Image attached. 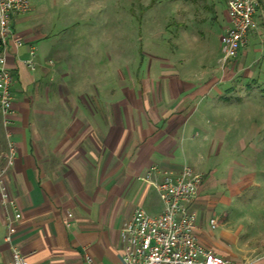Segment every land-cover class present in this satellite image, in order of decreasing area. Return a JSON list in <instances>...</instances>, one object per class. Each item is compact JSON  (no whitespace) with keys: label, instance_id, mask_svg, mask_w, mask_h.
Here are the masks:
<instances>
[{"label":"crops","instance_id":"obj_1","mask_svg":"<svg viewBox=\"0 0 264 264\" xmlns=\"http://www.w3.org/2000/svg\"><path fill=\"white\" fill-rule=\"evenodd\" d=\"M30 1L31 10L13 21L24 45L8 58L17 154L7 175L22 213L11 242L29 264H118L124 222L140 208L162 213L155 181L185 164L204 175L189 203L197 212L198 241L235 264H264V199L253 204L249 190L264 193L258 181L264 151L238 149L234 134L241 140L264 136V108L254 113L239 105L248 96H264V71L246 63L249 43L259 46L256 61L264 60V12L238 57L222 65L226 0L195 7L172 0L165 8L151 0L144 6L146 23L135 28L132 66L126 70L125 30L117 25L116 36L96 40L100 69L88 68L100 63L90 58L75 70L70 40L60 43L54 34L51 16L59 1ZM207 12H215L216 29L204 25L195 33L199 19L209 20ZM161 18L163 35L150 28ZM31 45L34 71L23 62ZM6 146L0 116V154ZM3 212L0 198V264H9Z\"/></svg>","mask_w":264,"mask_h":264},{"label":"built area","instance_id":"obj_2","mask_svg":"<svg viewBox=\"0 0 264 264\" xmlns=\"http://www.w3.org/2000/svg\"><path fill=\"white\" fill-rule=\"evenodd\" d=\"M260 0H226L229 26L221 35L222 65L233 62L247 45L249 34L258 29L256 13ZM31 10L30 0H0V116L7 140L0 154V198L4 210L5 240L11 246L9 264H29L27 255L12 244V232L22 213L10 194L7 175L14 164L17 145L12 140L14 76L8 65L10 52L18 51L24 40L15 31L13 21L17 15ZM37 50L29 47L23 62L34 71L37 67ZM150 171L147 178H150ZM203 173L185 164L164 172L155 186L164 202L159 215H151L140 208L122 226L125 253L118 264H235L202 245L196 235L197 212L189 203L198 193ZM211 225H217L216 218Z\"/></svg>","mask_w":264,"mask_h":264},{"label":"rangeland","instance_id":"obj_3","mask_svg":"<svg viewBox=\"0 0 264 264\" xmlns=\"http://www.w3.org/2000/svg\"><path fill=\"white\" fill-rule=\"evenodd\" d=\"M59 6L56 8L55 13L51 16L52 20L57 24V30L54 32L56 35V40L59 39L60 43L63 42L64 39L70 40L71 51L76 52L74 66L75 70L83 69V65L86 64V59H93L94 63L92 66H89V69H97L101 67L102 57L100 56V49L98 48L96 40L101 39L108 35V33H112L116 36V32L112 29H115L118 25L119 30H125V58H126V70L128 69V65L132 66L133 48L136 50V47H133L134 40L136 41V37L139 35L136 34L135 28H139L141 22L147 20L146 15L143 14L145 10V5L149 4L151 0H58ZM178 1V0H176ZM193 1V0H192ZM210 0H199L193 1L184 0L182 1V5L195 7L196 5H201L203 3L208 4ZM184 2V3H183ZM194 3V4H193ZM172 5V0H157L156 6L165 8L166 6ZM198 5V6H199ZM262 10L260 11V8ZM260 12V15L256 14V19L258 26L260 25V18H263L264 12V0H260V5L258 7L257 13ZM201 13V12H200ZM191 14V13H190ZM191 16V15H190ZM198 18H202V14H197ZM207 16L209 20L205 21L198 20V24L195 26V33L198 32L200 28L204 25L209 27L210 29H216L215 22V12H207ZM164 16L162 15V18ZM169 17V16H168ZM160 21H156L155 25L150 27L151 29L160 30L162 35L168 33L165 30V21L162 19ZM65 26L63 30H60L62 26ZM145 32H141L142 38L145 37L146 30L149 29L148 24L144 27ZM110 30V31H109ZM197 30V31H196ZM225 32V31H224ZM168 35V34H167ZM147 36V35H146ZM165 38V37H164ZM162 38L163 40H165ZM146 39V38H145ZM249 53L246 63L250 66V69L253 71H264V60L261 62H257L261 56V52H255L256 49H259V46H254L253 43H249ZM97 50H99L97 52ZM112 50V48H109ZM89 56H85V54L90 53ZM97 52V53H96ZM107 60V58H105ZM105 65H108L105 62ZM131 68V67H130ZM73 69V68H72ZM227 69L226 67L224 68ZM58 82V80L56 81ZM249 100L240 101L239 105L241 108H253L254 113H258L259 107L264 108V96L259 95H251L248 96ZM243 103V104H242ZM264 110H262L263 112ZM257 130V129H255ZM254 130V131H255ZM241 131V129L237 130ZM236 135V147L240 149L244 145L247 147V151H253L252 148L259 147L264 151V136L263 138H242V140H246L244 144H242L241 138H238L240 135L234 133ZM264 134V128H263ZM254 153V152H253ZM264 153V152H263ZM263 160V159H262ZM257 161V160H256ZM261 161V159H259ZM258 181L261 184H264V176L258 174ZM264 186V185H263ZM250 190V197L255 199L253 204H256L257 201H261L264 199V193L262 194L260 189L257 187H253ZM260 193L259 196H256ZM259 197V198H256ZM261 199V200H260Z\"/></svg>","mask_w":264,"mask_h":264}]
</instances>
